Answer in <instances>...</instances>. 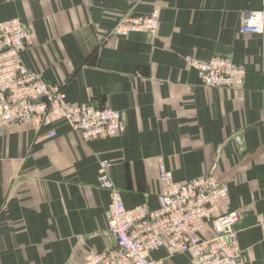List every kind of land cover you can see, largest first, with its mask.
<instances>
[{
	"label": "crops",
	"instance_id": "0c3cea01",
	"mask_svg": "<svg viewBox=\"0 0 264 264\" xmlns=\"http://www.w3.org/2000/svg\"><path fill=\"white\" fill-rule=\"evenodd\" d=\"M135 1L0 0V21L20 19L31 32L28 67L64 84L68 102L121 109L127 121L121 136L88 142L64 121L0 127V264H83L88 252L114 247L100 161L112 162L126 207L157 209L159 158L176 182L213 173L227 183L223 211L256 219L239 229L242 264H264V34L240 31L242 13L264 10V0ZM155 5L157 37L104 38L121 14ZM189 54L231 57L248 70L244 85L203 86ZM152 258L195 264L164 247Z\"/></svg>",
	"mask_w": 264,
	"mask_h": 264
},
{
	"label": "built area",
	"instance_id": "2783aa9c",
	"mask_svg": "<svg viewBox=\"0 0 264 264\" xmlns=\"http://www.w3.org/2000/svg\"><path fill=\"white\" fill-rule=\"evenodd\" d=\"M141 0L134 2V5ZM161 7L155 5L148 14L133 9L117 17L104 38L145 32L157 37L161 24ZM242 33L264 34V10L242 13ZM31 32L20 19L0 21V127L18 122L37 130L59 122L68 123L82 142L119 137L127 129L125 112L92 101L72 104L67 101L65 85L50 83L28 67L22 58ZM205 87L240 89L248 70L229 56L201 59L186 55ZM52 130L46 137L56 136ZM112 162L102 159L99 186L108 189L109 233L116 245L103 251H90L83 264H159L152 253L166 248L168 256L187 253L195 264H242L237 224L239 211H223L229 200V187L213 173L188 182H176L163 158L158 159L159 207L148 204L126 207L122 189L112 180ZM212 232L207 236V230Z\"/></svg>",
	"mask_w": 264,
	"mask_h": 264
},
{
	"label": "water",
	"instance_id": "95a60500",
	"mask_svg": "<svg viewBox=\"0 0 264 264\" xmlns=\"http://www.w3.org/2000/svg\"><path fill=\"white\" fill-rule=\"evenodd\" d=\"M245 216H246V219H244V221L242 223L236 225L237 229H240L242 227H245L247 225H250V224H253L256 222V219H255V217H253L252 212L246 213Z\"/></svg>",
	"mask_w": 264,
	"mask_h": 264
}]
</instances>
